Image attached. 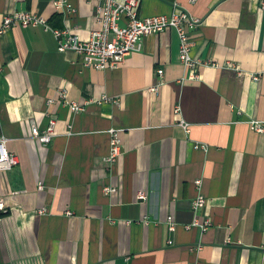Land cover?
<instances>
[{"label": "crops", "instance_id": "0c3cea01", "mask_svg": "<svg viewBox=\"0 0 264 264\" xmlns=\"http://www.w3.org/2000/svg\"><path fill=\"white\" fill-rule=\"evenodd\" d=\"M70 4L0 0V27L30 12L88 40L100 1ZM180 10L198 21L186 25L195 70L176 29L104 71L43 27L0 37V138L20 159L0 171V264H264V0H141L138 15ZM51 116L44 145L34 127Z\"/></svg>", "mask_w": 264, "mask_h": 264}, {"label": "built area", "instance_id": "2783aa9c", "mask_svg": "<svg viewBox=\"0 0 264 264\" xmlns=\"http://www.w3.org/2000/svg\"><path fill=\"white\" fill-rule=\"evenodd\" d=\"M99 1L100 5L96 19L100 27L92 31L88 40H82L79 35L69 29L52 30L45 18L30 12H14L6 16L3 26L0 27V37L18 25L24 28L43 27L47 31H53L60 52H75L83 58L85 67L104 71L120 68L130 55L141 51L144 38L169 29H176L181 42L180 58L182 63L192 70L200 66L201 63L192 57L191 47L193 43L190 34L186 31L187 24L196 25L198 21L192 18L187 11L180 10L172 16L162 15L140 18L138 8L141 0ZM54 6L57 10L63 9L67 13L76 12V9L70 4V0H54ZM158 74L162 77L164 71L159 70ZM64 93H62L63 97H65ZM50 103L53 104L54 100H50ZM72 110L76 113L83 111L84 108L80 104H73ZM57 122V118L51 116L46 130L40 131L34 127V136L44 145L51 144L56 136ZM185 127L187 128L188 125L186 124ZM252 128L257 131L263 130L259 122H252ZM111 133L112 152L108 160L113 163L121 156V142L114 131ZM7 144L8 140L6 138H0V171H12L20 164L19 157L8 150ZM201 183V181H196L198 186ZM109 190L115 191L108 188L107 191ZM139 198L146 200L147 195L141 193ZM206 203V197L202 194L198 195L194 201V211L196 213L200 212L206 206ZM4 209V202L0 200V210ZM194 225L206 231L210 223H202L198 220Z\"/></svg>", "mask_w": 264, "mask_h": 264}]
</instances>
